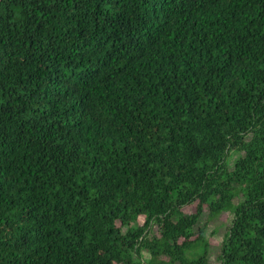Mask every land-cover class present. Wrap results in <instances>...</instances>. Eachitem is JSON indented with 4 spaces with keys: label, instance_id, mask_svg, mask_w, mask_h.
Instances as JSON below:
<instances>
[{
    "label": "trees",
    "instance_id": "16d2710c",
    "mask_svg": "<svg viewBox=\"0 0 264 264\" xmlns=\"http://www.w3.org/2000/svg\"><path fill=\"white\" fill-rule=\"evenodd\" d=\"M203 209L264 264V0H0V264H208Z\"/></svg>",
    "mask_w": 264,
    "mask_h": 264
},
{
    "label": "rangeland",
    "instance_id": "374dc122",
    "mask_svg": "<svg viewBox=\"0 0 264 264\" xmlns=\"http://www.w3.org/2000/svg\"><path fill=\"white\" fill-rule=\"evenodd\" d=\"M238 152L231 151L228 157V166L231 167L232 162L238 156ZM237 199L235 198L234 201ZM194 208L193 205L186 206L183 208L184 212H190ZM231 215L229 212H221L214 218H209L207 215V210L203 209L201 215L198 218L197 226L204 227V234L208 241V264H218V249L223 237L226 226L230 223ZM156 232V228L153 227ZM125 230V227H122V231Z\"/></svg>",
    "mask_w": 264,
    "mask_h": 264
}]
</instances>
